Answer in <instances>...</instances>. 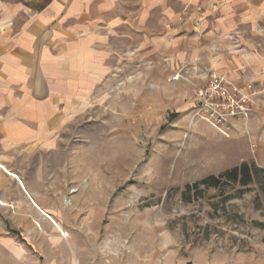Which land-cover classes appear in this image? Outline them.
Returning a JSON list of instances; mask_svg holds the SVG:
<instances>
[{"label":"rangeland","instance_id":"1","mask_svg":"<svg viewBox=\"0 0 264 264\" xmlns=\"http://www.w3.org/2000/svg\"><path fill=\"white\" fill-rule=\"evenodd\" d=\"M246 32H233L236 49L264 52V26ZM219 62L210 56L208 65L184 61L140 77L128 65L108 91L124 95V110L95 96L87 121L61 139V167L45 184L54 213H42L54 231L28 213L41 206L36 196H0V264H158L201 247L264 256V171L249 185L187 187L243 162L264 168V84L234 78ZM214 72L254 91L248 125L231 126L228 136L192 119ZM22 177L8 187L24 190Z\"/></svg>","mask_w":264,"mask_h":264},{"label":"crops","instance_id":"2","mask_svg":"<svg viewBox=\"0 0 264 264\" xmlns=\"http://www.w3.org/2000/svg\"><path fill=\"white\" fill-rule=\"evenodd\" d=\"M261 26L264 0H0V196H36L41 206L28 213L54 231L42 217L53 212L46 180L61 167L62 137L87 121L95 96L124 110V95L108 91L128 65L140 77L184 61L208 65L210 56L234 78L264 84V52L232 42L235 30ZM20 169L24 190L8 187L15 176L22 184ZM158 264H264V256L201 247Z\"/></svg>","mask_w":264,"mask_h":264},{"label":"built area","instance_id":"3","mask_svg":"<svg viewBox=\"0 0 264 264\" xmlns=\"http://www.w3.org/2000/svg\"><path fill=\"white\" fill-rule=\"evenodd\" d=\"M253 94L251 84H242L214 72L198 92L192 119L207 121L228 136L231 126L248 125L253 112Z\"/></svg>","mask_w":264,"mask_h":264},{"label":"trees","instance_id":"4","mask_svg":"<svg viewBox=\"0 0 264 264\" xmlns=\"http://www.w3.org/2000/svg\"><path fill=\"white\" fill-rule=\"evenodd\" d=\"M257 171H264V168H259L255 164H253L252 167L249 163L243 162L238 166H234L224 171L219 176H207L192 185H188L187 187H194L195 189H197L201 185H206L220 188L228 182H242L244 185H249L253 180L255 172Z\"/></svg>","mask_w":264,"mask_h":264}]
</instances>
